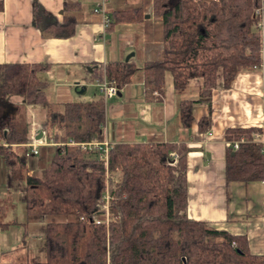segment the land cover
<instances>
[{"label":"trees","instance_id":"trees-1","mask_svg":"<svg viewBox=\"0 0 264 264\" xmlns=\"http://www.w3.org/2000/svg\"><path fill=\"white\" fill-rule=\"evenodd\" d=\"M259 1L152 0L153 15L162 23L163 49L159 59L143 65L145 97L163 91L167 71L178 89L191 78H201L198 100L208 103L219 73L228 87L240 70L263 63L264 72V36L254 27L253 17ZM73 5L66 2L64 17L58 21L34 1V23L44 36H70L77 21L69 12ZM142 15L141 6L117 8L110 13L108 27L120 20L139 21ZM49 67L42 62L0 63V154L10 178L25 182L27 217L42 219L45 229L43 260H0V264H264V254L250 252L244 234L188 215L190 147L184 142L112 140L107 160L98 150L66 146H48L36 155L37 161L26 157L21 145L30 140L32 129L23 113L27 104L45 107L47 138L101 140L105 136L104 97L56 104L48 96L47 81L39 76ZM89 67L92 78L105 75L119 89L137 69L133 60ZM9 95H20L23 104L9 110ZM194 101L179 102L184 126L192 123ZM211 123L209 113L199 119V128L208 130ZM258 130L261 127L226 129L228 140L245 138L237 148L227 147L226 180L264 179L262 144L253 140ZM171 151L177 153L176 160ZM106 189L109 215L104 219L99 207ZM94 216L100 221L95 222ZM9 224L0 218L1 227Z\"/></svg>","mask_w":264,"mask_h":264},{"label":"crops","instance_id":"crops-1","mask_svg":"<svg viewBox=\"0 0 264 264\" xmlns=\"http://www.w3.org/2000/svg\"><path fill=\"white\" fill-rule=\"evenodd\" d=\"M34 1L58 21L64 17L66 2H73L69 12L77 19L74 32L67 37L44 36L34 23ZM102 1L109 16L113 10L129 5L141 6L144 16L139 21H117L108 27L102 13L94 10ZM151 9L152 0H0V63H49L39 76L48 83L49 98L62 104L101 96L89 66L125 60L129 55L128 60H133L137 69L116 95L105 100L107 135L114 141L186 143L190 147L186 156L188 215L244 234L249 251L264 254V180H226L225 175L226 129H264L263 69L238 71L228 87L219 73L210 103L198 100L203 88L201 78H191L178 89L167 71L163 91L154 90L153 96L146 98L143 65L159 59L163 49L162 23ZM90 85L97 87L92 95L87 94ZM186 99L195 100L190 126L182 124L179 112V102ZM22 104L20 95L7 97L6 107ZM23 113L39 137L46 135L42 104H27ZM209 113L211 127L201 130L199 119ZM48 146L52 145H40L39 153ZM21 147L25 152L27 143ZM12 182L10 178L4 185L7 190L0 191V218L10 222L0 226V260H43L44 222L27 217L25 210L20 216L15 214L17 186Z\"/></svg>","mask_w":264,"mask_h":264},{"label":"built area","instance_id":"built-area-1","mask_svg":"<svg viewBox=\"0 0 264 264\" xmlns=\"http://www.w3.org/2000/svg\"><path fill=\"white\" fill-rule=\"evenodd\" d=\"M95 11L102 13L103 20L107 25L110 21L109 14L106 13L104 9L103 1L94 8ZM253 17L255 19L254 27L260 31L261 36H264V0H260L258 5L254 7L253 10ZM263 54V48H262ZM263 69V63L259 65ZM96 86L98 87L99 91L101 92L102 96L106 100L108 97L114 96L118 93L119 87L116 85L113 79L107 78L105 75L102 78H95L93 81ZM264 102V100H263ZM105 129V136L101 140H76L74 138H68L65 141H55L53 138H47L46 135L43 137H38L36 131L31 129L30 132V140L27 142L28 148L25 151V156L30 157L37 155L39 153V146L40 145H53V146H66V147H76L80 149H87V150H98L101 153V157L107 160L108 150L112 145V139L107 135V124L104 127ZM45 133V132H44ZM245 140L244 137H240L239 139L228 140L227 144L231 145L233 148H237L241 141ZM253 140L258 141L262 144V151L264 154V129L255 131L253 133ZM170 155L174 160L177 158V153L175 151H171ZM30 172V171H29ZM264 180V179H263ZM103 201L99 207V210H106L107 212V205L109 200V193L108 189L105 190V193L102 197ZM80 219H83V215L80 216ZM94 221L99 222L100 217L94 216ZM234 243V242H233Z\"/></svg>","mask_w":264,"mask_h":264},{"label":"rangeland","instance_id":"rangeland-1","mask_svg":"<svg viewBox=\"0 0 264 264\" xmlns=\"http://www.w3.org/2000/svg\"><path fill=\"white\" fill-rule=\"evenodd\" d=\"M127 7H131V5L125 6L124 8H127ZM151 11H152V14H153V8L151 9ZM142 13H143V8H142ZM143 16H144V14L142 15V18H143ZM120 21H127V20H120ZM96 89H97L96 86H91L90 85L87 88V94L92 95L93 92H95ZM14 107L15 106H13V107L12 106H8L6 108H9V110H14ZM52 147H55V146L52 145ZM34 163H35V161H34ZM34 163H33V165H34ZM37 163H35V165H37ZM28 170L30 172H33L32 171L33 169L31 167ZM38 171H39V169L35 170L36 173H38ZM8 176H9L8 168L5 165L3 157L0 154V191L1 190H7V189H4V185L6 186V182L10 179V177H8ZM12 185L13 186L14 185L17 186L15 188L17 190V193L16 194L14 193L13 201L16 204L15 214L20 216L19 213H22V211L25 210V202H24L25 182H24V180H13ZM106 188H108V187H106ZM107 207H108V205H107ZM108 210H109V207L107 209V212H106V210H103L102 213H101V216L104 217V219L108 218V215H109V213H108L109 211Z\"/></svg>","mask_w":264,"mask_h":264},{"label":"water","instance_id":"water-1","mask_svg":"<svg viewBox=\"0 0 264 264\" xmlns=\"http://www.w3.org/2000/svg\"><path fill=\"white\" fill-rule=\"evenodd\" d=\"M147 16H148V14H147ZM128 58H129V55L126 56L125 60H128ZM83 91H84V89H81V90H80V92H83ZM38 137H39V136H38Z\"/></svg>","mask_w":264,"mask_h":264}]
</instances>
